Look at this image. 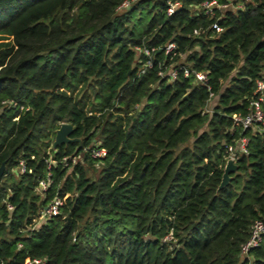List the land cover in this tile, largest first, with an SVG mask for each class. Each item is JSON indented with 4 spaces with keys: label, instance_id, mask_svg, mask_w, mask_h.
Listing matches in <instances>:
<instances>
[{
    "label": "trees",
    "instance_id": "trees-1",
    "mask_svg": "<svg viewBox=\"0 0 264 264\" xmlns=\"http://www.w3.org/2000/svg\"><path fill=\"white\" fill-rule=\"evenodd\" d=\"M258 80L264 0H0V102L17 103L0 109V264H264V233L241 255L264 222V130L232 119ZM63 122L78 140L52 148Z\"/></svg>",
    "mask_w": 264,
    "mask_h": 264
},
{
    "label": "built area",
    "instance_id": "built-area-1",
    "mask_svg": "<svg viewBox=\"0 0 264 264\" xmlns=\"http://www.w3.org/2000/svg\"><path fill=\"white\" fill-rule=\"evenodd\" d=\"M126 7L129 5V2H123L119 8H122L123 6ZM179 6L178 3H173L169 5L168 8V14H171L175 8ZM229 6V5H228ZM227 5H218L215 1L211 2H204L201 5V10H203L206 14H211L212 10L214 7L217 9H222V8H227ZM216 30L219 31L221 30L220 28L216 27L214 25ZM195 34H198V31H195ZM175 48V44L173 43H168L166 45V52H170ZM145 54L148 56L150 55V51L145 50ZM147 67L151 66L150 61H147L146 64ZM145 69L141 70V73H144ZM184 75L187 76L190 74V70L187 68H184ZM160 76H164L165 73L160 71L158 73ZM167 75L171 80L176 78V71L175 70H169ZM195 78L198 82L201 83H207V76L206 73L204 72H195L194 73ZM256 94H257V99L253 100L250 104V110L247 114L241 115V114H234L232 116L233 119V125L236 128H239L240 130H244L247 128H262L264 130V112L262 110L261 103L264 102V83L262 80H258L256 83ZM5 106V107H16L17 103L16 101L10 100V101H1L0 102V109ZM22 109V107H21ZM247 144H248V138L245 136H241L235 147L233 146H228L227 152H228V157L227 159H231L233 162L235 158L237 157L238 154L241 153H247ZM91 155L94 158L97 157H103L105 155L104 149H98L94 148L91 150ZM75 158L72 159V162L74 161ZM67 158H63V162L66 163ZM24 171V163L21 160L19 162L18 166V172L22 173ZM49 177L50 174H47V179H43L39 181V187L41 190H45L49 184ZM62 205V199L59 197H55L47 206L43 208L41 211L40 219L47 218L50 216L57 215L59 212V207ZM7 209L12 210V206L10 204H7ZM264 233V222L262 220H255L251 227H250V235L249 238L241 245V255L242 256H247L248 252L250 249L255 248L259 245L261 239H262V234ZM25 264H41L39 260H33L29 261L27 260Z\"/></svg>",
    "mask_w": 264,
    "mask_h": 264
},
{
    "label": "water",
    "instance_id": "water-1",
    "mask_svg": "<svg viewBox=\"0 0 264 264\" xmlns=\"http://www.w3.org/2000/svg\"><path fill=\"white\" fill-rule=\"evenodd\" d=\"M73 132V127L70 123L63 122L59 125V127L55 131V136L53 140V148H56L58 145L67 144L72 141H76L78 139L71 138V134ZM5 161H3L0 165V180L3 176L5 170ZM236 168L235 163L232 161H228L225 165L224 172L222 175V180L220 183V187L224 186L228 183L230 177L229 174L233 172Z\"/></svg>",
    "mask_w": 264,
    "mask_h": 264
},
{
    "label": "rangeland",
    "instance_id": "rangeland-1",
    "mask_svg": "<svg viewBox=\"0 0 264 264\" xmlns=\"http://www.w3.org/2000/svg\"><path fill=\"white\" fill-rule=\"evenodd\" d=\"M125 7H126V5H125ZM124 6L121 8V9H124L125 8ZM216 102V98L215 99H213V100H210L209 102H208V107H212L213 106V104ZM52 148H53V143H52ZM90 151H91V149H89ZM91 153V152H90ZM228 161H232L231 159H227L226 160V163L228 162ZM235 161V160H234ZM77 162H81V163H84V159H83V154H81L80 156H78V157H76L75 159H74V161L72 162V164H74V163H77ZM233 162V161H232ZM234 163V162H233ZM100 165L101 164H99V163H94L92 166L91 165H85L86 167H87V173H88V176H90V177H93V178H95L96 176H97V174H98V171L100 170ZM226 165V164H225ZM225 168V167H224Z\"/></svg>",
    "mask_w": 264,
    "mask_h": 264
}]
</instances>
